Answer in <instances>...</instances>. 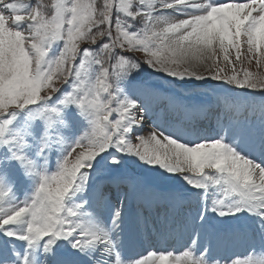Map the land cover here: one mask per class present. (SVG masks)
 I'll list each match as a JSON object with an SVG mask.
<instances>
[{"label":"snow or ice","instance_id":"1","mask_svg":"<svg viewBox=\"0 0 264 264\" xmlns=\"http://www.w3.org/2000/svg\"><path fill=\"white\" fill-rule=\"evenodd\" d=\"M13 162L33 183H0V264H264V0H0ZM243 212L223 255L208 214Z\"/></svg>","mask_w":264,"mask_h":264},{"label":"rangeland","instance_id":"2","mask_svg":"<svg viewBox=\"0 0 264 264\" xmlns=\"http://www.w3.org/2000/svg\"><path fill=\"white\" fill-rule=\"evenodd\" d=\"M251 70L255 71V65L251 66ZM196 122H198V119L195 118ZM80 128L77 126H73L70 130H65L66 134L70 137V138H74L75 136H78L80 134ZM56 155L57 153L55 151H53L52 156H51V164L54 166L55 164V159H56ZM21 171L19 169V167L17 165H15V163L13 162L12 167H10L8 169L7 172H3L0 171V183H3L5 185L6 188H10L13 189L14 192L11 194L9 193V195L11 197H13L15 200L19 201V200H23L25 197V187H24V183H20V179L16 180V181H11L8 178V174L10 172H19ZM136 171L138 172H143V169H136ZM147 175L149 177H153L152 173H147ZM27 182V181H26ZM30 183L32 185L33 181L30 179ZM157 183H165L162 179L157 178ZM171 183V182H168ZM174 187H179L178 185H173ZM64 246L68 247L70 249L71 245H67L66 242H64ZM133 249L134 250H139L140 247L143 246V240L140 237H137L133 243H132ZM73 251H76L75 249H72Z\"/></svg>","mask_w":264,"mask_h":264}]
</instances>
